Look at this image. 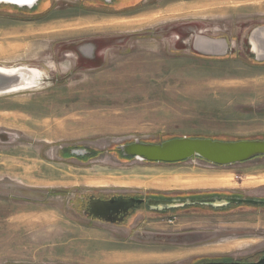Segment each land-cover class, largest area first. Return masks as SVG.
I'll return each instance as SVG.
<instances>
[{"label": "rangeland", "instance_id": "obj_1", "mask_svg": "<svg viewBox=\"0 0 264 264\" xmlns=\"http://www.w3.org/2000/svg\"><path fill=\"white\" fill-rule=\"evenodd\" d=\"M258 54L264 0L0 6V66L34 70L27 88L0 95V264H203L263 252L262 205L140 206L127 228L82 213L87 199L126 194L264 199V158L146 162L119 148L263 139Z\"/></svg>", "mask_w": 264, "mask_h": 264}, {"label": "water", "instance_id": "obj_2", "mask_svg": "<svg viewBox=\"0 0 264 264\" xmlns=\"http://www.w3.org/2000/svg\"><path fill=\"white\" fill-rule=\"evenodd\" d=\"M111 2L112 0H104ZM39 0H0V4L14 5L18 8L32 9ZM253 40V36H251ZM255 47V41H252ZM252 45V46H253ZM253 47V49H254ZM34 77V70L27 68L20 71L0 70V95L9 94L27 88ZM120 150L125 157H133L146 162L176 163L184 160L198 158L205 162L226 166L252 160L257 157H264V139H241L236 141L213 140L211 138L178 137L166 140L160 144L142 143L134 141L130 144L121 145ZM87 150L73 149L71 153ZM138 203L143 199L137 200ZM249 203L252 205L264 204L258 198L238 196H212L207 198H177L156 199L149 198L146 207L151 211H168L184 208L187 206H204L213 209L226 208L232 204L238 205ZM92 212L95 217L102 218L105 215L116 214L123 211L126 214L129 208L134 206L132 200L110 199L107 201H94L91 203ZM121 220V219H120ZM204 264H264V257L258 262L240 261H212Z\"/></svg>", "mask_w": 264, "mask_h": 264}, {"label": "flooded vegetation", "instance_id": "obj_3", "mask_svg": "<svg viewBox=\"0 0 264 264\" xmlns=\"http://www.w3.org/2000/svg\"><path fill=\"white\" fill-rule=\"evenodd\" d=\"M212 197V196H211ZM149 198H156V199H166V198H163V197H142L140 195H114V196H109V197H93L91 198L90 200L87 199V205H86V208H84V210L82 211V213L84 214L85 217H88L89 219H94V220H97V221H100V222H104V223H108V224H111V226H114V227H117V228H127L126 226H124V222L130 218L131 214L133 213V210L137 207H140V206H145L146 207V201L149 199ZM110 199H114V200H117V199H121V200H132V202L134 203V206L129 208L128 212L126 214H124L123 211H120L116 214H112V215H105L104 217H102L101 219L100 218H97L95 217L94 215V212H92V208L90 206L91 202H94V201H107V200H110ZM139 199H143L144 202H141V203H138L137 200ZM262 201H264L263 198H258ZM258 205H262L264 206V204H258ZM213 209V208H212ZM218 209H224V208H218ZM163 212V211H162ZM121 219V220H120ZM131 232L132 231V228L129 230ZM157 236H153L152 238L153 239H156ZM255 257L253 259H249L247 261H243L241 260V262H249V263H255V262H258L260 259H262L264 257V251L261 252L260 254H258L256 256V254H254ZM257 257V258H256ZM231 261V260H229ZM204 263H207V262H204ZM203 263V264H204Z\"/></svg>", "mask_w": 264, "mask_h": 264}, {"label": "crops", "instance_id": "obj_4", "mask_svg": "<svg viewBox=\"0 0 264 264\" xmlns=\"http://www.w3.org/2000/svg\"><path fill=\"white\" fill-rule=\"evenodd\" d=\"M261 158H264V157H257V158H254V159H252V160H249V161H247V162H255V161H257V160H259V159H261ZM254 173H258V172H254ZM157 235V240L158 241H163V242H170L172 239L173 240H175V237H173V235H170V236H168L167 234H165V233H156Z\"/></svg>", "mask_w": 264, "mask_h": 264}, {"label": "bare ground", "instance_id": "obj_5", "mask_svg": "<svg viewBox=\"0 0 264 264\" xmlns=\"http://www.w3.org/2000/svg\"><path fill=\"white\" fill-rule=\"evenodd\" d=\"M253 45V44H252ZM253 47H254V45H253ZM198 50H201L200 48H197ZM254 49L257 51V53H258V49H257V45H256V43H255V47H254ZM204 51V50H203ZM260 57H263L264 55H260V54H258ZM26 69V67H19V66H16V67H1L0 66V70H3V71H8V72H13V71H20V70H25Z\"/></svg>", "mask_w": 264, "mask_h": 264}, {"label": "trees", "instance_id": "obj_6", "mask_svg": "<svg viewBox=\"0 0 264 264\" xmlns=\"http://www.w3.org/2000/svg\"><path fill=\"white\" fill-rule=\"evenodd\" d=\"M39 2H40V0H39ZM38 2V3H39ZM97 2H101V1H97ZM38 5V4H37ZM0 6H9V7H12V8H17V9H20V8H18V7H16V6H14V5H4V4H0ZM34 8V7H33ZM32 8V9H33ZM21 9H23V10H29V9H27V8H21ZM211 57H214V58H216V56H211ZM221 57V56H220ZM264 139V138H263ZM213 140H218V139H213ZM223 141V140H222ZM121 156H122V154H121ZM125 158H133V157H125ZM212 195H215V196H238V197H244V196H242V195H221V194H218V193H216V194H212ZM211 195V196H212ZM208 197V196H207ZM201 198H203V197H201ZM173 210H175V209H173Z\"/></svg>", "mask_w": 264, "mask_h": 264}]
</instances>
